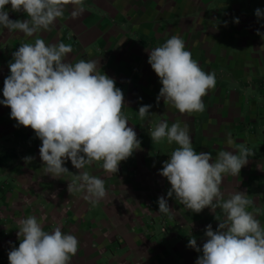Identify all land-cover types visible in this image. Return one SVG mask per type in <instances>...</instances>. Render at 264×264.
I'll list each match as a JSON object with an SVG mask.
<instances>
[{
    "label": "crops",
    "instance_id": "0c3cea01",
    "mask_svg": "<svg viewBox=\"0 0 264 264\" xmlns=\"http://www.w3.org/2000/svg\"><path fill=\"white\" fill-rule=\"evenodd\" d=\"M6 8L13 20L27 18L12 12L10 5ZM257 8L264 10V0H85L78 17H71L68 6L51 31L37 34L46 43L70 44L67 62L94 59L98 70L115 79L125 97L123 113L141 149L122 161L116 174L106 173L102 162L83 169L105 180L106 197L93 206L83 193H68L72 177L45 174L41 141L31 128L18 126L10 108L0 104V158L4 167L10 166L1 176L2 257L19 246V219L46 215V231L60 226L78 239L71 264H195L202 252L187 246L189 238L195 237L202 247L206 226L216 230L215 216L221 221L224 216L219 208L193 213L167 197L171 186L159 171L177 145L152 143L150 131L161 120L169 126L176 121L187 125L194 149L212 153L213 159L227 148L229 132L233 148L243 143L253 149L255 155L240 175L224 178L221 192L225 199L247 192L253 200L248 210L258 209L257 219L264 225V171L257 166L264 167V16L256 17ZM237 18L239 23L234 22ZM172 35L182 37L202 69L216 75L215 88L202 98V113L181 114L163 99L157 105L162 85L148 63L149 51ZM35 38L0 27V100L12 53ZM146 104L155 114L141 120L138 110ZM27 156L34 157L30 164L25 163ZM64 166L74 174L79 171L70 160ZM160 196L168 199L169 214L158 212Z\"/></svg>",
    "mask_w": 264,
    "mask_h": 264
},
{
    "label": "clouds",
    "instance_id": "9594fccd",
    "mask_svg": "<svg viewBox=\"0 0 264 264\" xmlns=\"http://www.w3.org/2000/svg\"><path fill=\"white\" fill-rule=\"evenodd\" d=\"M11 11L24 13L26 19H11ZM68 6L71 17L85 10V0H0V27L18 31L26 38L37 36L34 42L21 43L12 53L10 74L3 81L0 104L10 108V118L18 126L31 128L41 141L39 157L46 175L60 179L68 175L69 194L83 193L93 206L106 197L105 180L84 171L86 166L102 162V169L116 174L122 161L141 149V141L123 113L125 97L114 78L98 70L96 60L66 61L73 51L64 42L46 43L37 34L51 31L58 19L64 18ZM257 18L264 10H255ZM239 23L238 18L234 21ZM148 63L162 87L157 96L181 114L202 113L203 97L216 86L214 72H206L186 50L182 37L172 35L161 46L149 51ZM152 105H142L139 119L150 114ZM152 143H175L177 147L163 162L159 175L170 184L167 197L173 198L187 210L199 214L205 208L213 213L221 209L224 219L216 230L209 224L204 229L206 241L202 247L195 237L188 247L197 252L195 264H264V225L257 219L258 209L247 192H221L226 176H239L241 169L254 156L252 148L240 144L233 148L231 133L227 134V148L217 152L194 149L187 125L176 121L169 126L161 120L150 131ZM34 157H24L30 164ZM70 160L78 173L65 167ZM261 171L264 167L257 165ZM53 198L56 195L53 194ZM158 212L169 214L168 199L158 198ZM46 215H29L17 221L19 246L8 252L9 264H71L79 248L78 239L65 233L60 226L51 232L44 229Z\"/></svg>",
    "mask_w": 264,
    "mask_h": 264
},
{
    "label": "rangeland",
    "instance_id": "374dc122",
    "mask_svg": "<svg viewBox=\"0 0 264 264\" xmlns=\"http://www.w3.org/2000/svg\"><path fill=\"white\" fill-rule=\"evenodd\" d=\"M0 134H1V128H0ZM2 154L0 153V156H1ZM17 159H19V156L18 155H16V157H14L13 159H11V162H12V165H11V167H12V170L14 169V167H13V164L15 163V162H17ZM1 161H3V159L2 158H0V193H4V189H5V187H4V185H5V180H3L4 178H2L1 176H2V174H5V173H7V170H10L9 168H10V166L8 165L7 167L5 166H3L2 165V162ZM0 264H9V261H8V258H3L2 257V255L0 254Z\"/></svg>",
    "mask_w": 264,
    "mask_h": 264
}]
</instances>
